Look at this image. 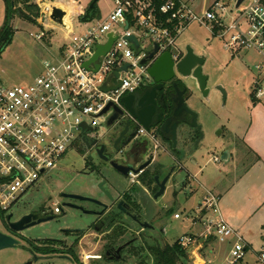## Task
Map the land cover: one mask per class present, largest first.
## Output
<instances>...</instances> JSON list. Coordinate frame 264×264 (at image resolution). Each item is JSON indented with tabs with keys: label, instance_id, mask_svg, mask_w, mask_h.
Returning a JSON list of instances; mask_svg holds the SVG:
<instances>
[{
	"label": "built area",
	"instance_id": "2783aa9c",
	"mask_svg": "<svg viewBox=\"0 0 264 264\" xmlns=\"http://www.w3.org/2000/svg\"><path fill=\"white\" fill-rule=\"evenodd\" d=\"M113 7L104 17L56 25L64 32L56 50L42 59V72L28 85L5 87L0 85V207L7 209L44 175L60 165L63 156L88 131L98 129L113 109L100 115L108 103L129 112L123 97L134 93L150 79L148 68L154 58L169 51L178 59L175 47L180 33L192 23L205 26L220 38L232 53L255 51L262 60L256 65L264 69V0H242L231 16L223 0H112ZM66 13L65 9L62 8ZM230 17L229 23L225 18ZM80 29L75 31L74 22ZM58 24V23H57ZM113 41L96 62L84 66L94 55L98 45ZM135 36L136 48L128 36ZM44 32L35 34L38 40ZM158 46L154 57L145 63L148 51ZM98 64L95 69L94 64ZM124 66H127L125 69ZM118 72V77L111 76ZM111 76L110 79H108ZM107 91L103 85L112 86ZM251 93L264 107V82L253 81ZM141 131H144L141 129ZM215 160L217 158L215 157ZM200 207L212 210L217 216L206 219L204 237L219 241L233 239L229 263L244 257L246 245L240 234L222 217L217 198L207 193ZM55 210H57L55 208ZM174 218H180L174 213ZM196 237L180 236L176 241L185 250L196 246ZM201 264H204L201 263ZM253 264H264V250L257 251Z\"/></svg>",
	"mask_w": 264,
	"mask_h": 264
},
{
	"label": "rangeland",
	"instance_id": "374dc122",
	"mask_svg": "<svg viewBox=\"0 0 264 264\" xmlns=\"http://www.w3.org/2000/svg\"><path fill=\"white\" fill-rule=\"evenodd\" d=\"M23 1L25 0H15L16 9H14L10 27L4 34L2 42L11 33L10 40L5 46L0 47V85L5 87L31 83L43 70L42 59L49 57L50 50H56L61 42L60 38L64 31L49 22L52 7L57 6L65 9L63 22L66 21L65 24H67L72 22L75 17L80 18L88 10L89 4L93 0H27L24 3ZM223 1L228 4L232 16L234 0ZM198 2L201 3V0ZM2 3L4 19L0 29L4 25L6 13L5 0H2ZM112 7V0H97L95 10L86 20L104 17ZM230 19V17L225 18V22L229 23ZM86 20L81 30L86 29ZM56 25L59 24L56 23ZM74 27L75 31L80 29L78 21L74 22ZM42 31L44 36L38 40L35 34ZM186 45H190L196 54L206 59L202 72L208 77L207 87L210 89L207 99H204L193 84L188 82L191 90L189 106L197 112L198 123L201 125L203 133L198 149L192 150V156L197 162H194L193 159H186L185 170L174 175L167 184L163 196L159 198L157 206L164 207L166 211L162 219L164 234L158 235L147 230L140 232L141 240L134 244L139 249V255L125 252L123 257L127 258V261L107 262L106 264H154L148 255L149 245H157L160 248L166 245L171 246L182 235L204 230L203 222L206 219L215 218V214L209 210L207 217L205 216L199 221L202 211L199 202L207 194V190L204 189L206 184H218L219 182L221 184L224 182H234L233 184L237 185L251 184L255 179V171L259 170L258 164L251 165L249 159L246 160L248 151L244 153L243 151L247 147L243 146L239 138L233 137L232 132L241 131L252 105H262L251 98L253 81L259 78L264 82V69L256 68V65L262 60L261 56L253 50L238 51L232 54L220 38L213 36L205 26L198 23L190 24L176 40V49H184ZM217 86H222L225 91L224 96L216 88ZM98 131L102 132V128H98ZM227 150L232 154L228 160H222L221 154H225ZM215 157L218 160H215ZM257 160L259 161V158ZM82 161L81 155L75 151L67 152L59 162L60 165L49 175H43L38 183L22 194L7 209L6 213L14 212V216H18L25 206V201L40 200L44 195H51L52 200H55L56 192H52V189L63 186L66 182L65 171L72 164L79 163L80 165ZM174 213H178L180 218L175 219ZM252 214L254 215V213ZM243 218L242 221H252L251 230L243 234L245 242L253 245L252 247L256 251L264 250V240H261L264 228L256 225L257 216L249 218L246 215ZM245 225L249 226L248 221ZM133 235H137V233L124 234L121 238L119 237L118 243L126 241ZM199 236H195V239L201 240L202 238ZM99 239L93 234L84 237L78 255L85 264L94 263L86 256L103 254L102 243ZM211 240L213 237L209 239V241ZM21 243L22 241L18 239L17 245L0 250V264H26L29 253L19 247ZM144 246H146V250ZM230 246L228 241L221 242L214 239L210 246H206L208 255L204 257L206 264H209V261L212 264H253L254 255L250 250L252 247L246 248L242 259L229 263ZM210 247L214 248L212 253L209 251ZM141 248L143 251H140ZM200 251L203 255V247ZM185 252L186 257L181 258L176 264H195L190 257V248ZM61 264L66 263L62 262Z\"/></svg>",
	"mask_w": 264,
	"mask_h": 264
},
{
	"label": "flooded vegetation",
	"instance_id": "af4514ba",
	"mask_svg": "<svg viewBox=\"0 0 264 264\" xmlns=\"http://www.w3.org/2000/svg\"><path fill=\"white\" fill-rule=\"evenodd\" d=\"M185 53V48L178 49V58ZM174 82L178 88L185 89L183 97L188 106L191 100L188 82L201 96L194 80L176 74L161 89L155 90L149 128L129 113L122 114L110 125L103 122L99 127L102 132L88 129L72 150L81 155L83 161L80 165L72 164L65 171V184L52 189L56 192L55 200L51 195H44L40 200L25 201L19 215L12 218L36 214L35 219L22 225L21 231H13L6 220L9 213H15H4L0 207V231L22 241L19 247L29 253L27 263L85 264L78 253L84 237L90 234L100 238L103 254L86 256L94 261L89 264L127 261L123 253H140L134 245L141 240L140 232L164 234L162 219L166 211L157 206L163 194L156 199L154 196L161 184L165 192L174 175L185 170L186 159H194L192 150L198 149L203 137V133L199 136L197 130L188 125V114L173 115ZM156 86L150 79L133 93L135 113L141 114L150 107L148 97ZM44 218L45 221L37 223ZM127 233L137 235L118 243L119 237ZM126 242L129 244L116 258V248Z\"/></svg>",
	"mask_w": 264,
	"mask_h": 264
},
{
	"label": "water",
	"instance_id": "95a60500",
	"mask_svg": "<svg viewBox=\"0 0 264 264\" xmlns=\"http://www.w3.org/2000/svg\"><path fill=\"white\" fill-rule=\"evenodd\" d=\"M96 1L97 0H93L89 4V7L92 8ZM241 1L242 0H236L235 6L237 7L241 3ZM64 16H65L64 10L61 7H57V6L52 7L51 13L49 14V18L58 24H63ZM81 19H83V17H81ZM108 37H109L108 42L104 45H98L96 52L89 59V61L85 62L84 66L87 67L89 63L96 62L99 56L103 55L108 50L109 46L111 45L113 41V37L111 36V34H108ZM127 39L133 42L134 46L138 48V42L135 36L130 35L127 37ZM157 51H158V46L154 44V47L148 51L147 55L142 59L141 63H145L146 61L152 59ZM185 51H186L185 55L182 58H178L177 60H175L172 57V54L169 51L163 52L154 58L152 64L148 68V74L150 75L151 79H153L154 82L157 83V86L153 87L152 92L148 97L149 101L151 102L150 107H148L145 111H143V113L138 114L134 112L132 108V104L134 100L133 93L127 94L123 97L122 100H123L124 106L127 109V111L135 115V117L138 119L140 124L144 126L145 128H149V118L154 114V97L153 96L155 95V90L161 89L164 83L171 81L174 75L176 74L182 78L190 77L192 80H194L196 83V87L199 90L202 98L207 99L210 89L207 87V83H206L208 77L202 72L204 58L202 56L196 55L190 45L185 46ZM94 66L96 69L98 67V64L96 63L94 64ZM126 67L127 66H124L123 68L125 69ZM111 76L118 77V72L116 71L112 72ZM111 76L108 79H110ZM119 84L120 82L112 86H107L105 84L102 86V89L104 91H107L108 89L114 88ZM173 88L176 93V96L174 98L175 106H174L173 115L178 116L183 113L188 114L190 116L188 125L195 128L199 136H202L201 125L198 123V114L197 112L192 110L186 104L184 100L183 94L185 92V89L178 88L176 82L173 83ZM216 88L222 93L223 96L225 95V91L222 88V86H217ZM110 109H113V112L109 116H107L105 120V123L107 125H110L114 120L118 119L123 114V111L120 108L114 106V104L110 102L102 110L100 115H105ZM81 126L82 128H85L87 130L90 129L86 127L84 123ZM225 155H227V152H225V154L222 155V158H221L222 160L226 159ZM139 169L140 168L134 171L138 172ZM164 189H165V186L161 184V188L155 194L154 199L164 194ZM35 215L36 214L34 213L33 214L29 213V214L22 215L17 219L12 220V218L14 217V214L9 213L6 217V220L8 221L9 226L13 231L19 232L23 229L22 225L25 222H28L31 219H35ZM45 220H46L45 218L39 219L37 223L41 221H45ZM32 224H35V223H32ZM17 243H18V239L14 235L7 234V233L0 231V250L13 247L17 245ZM128 244L129 242H126L122 244L121 246H119L118 248H116V253H118L116 258L120 257L119 255L120 250L124 248L125 246H127ZM106 256H108V252ZM26 264H30V263H26Z\"/></svg>",
	"mask_w": 264,
	"mask_h": 264
},
{
	"label": "crops",
	"instance_id": "0c3cea01",
	"mask_svg": "<svg viewBox=\"0 0 264 264\" xmlns=\"http://www.w3.org/2000/svg\"><path fill=\"white\" fill-rule=\"evenodd\" d=\"M3 19L4 5L2 3V0H0V25ZM63 23H66V21ZM251 107L252 108L248 110V117L244 121L241 131L232 132V135L235 138H239L243 146L247 147V149L243 151V153L248 151L246 152L248 157L246 158V160L249 159L251 165L258 164L259 170L255 171L254 181L251 182V184L241 183L237 185L233 184L234 182H224L222 184L221 182H219L218 184L213 183L206 184V186H204V189L207 190V193H211L217 198V207L219 213L240 234L243 240V234L251 230L250 227L252 224V221L250 220L242 221L244 219V216L247 215L249 218L252 216H257L256 225L264 228V107L263 105H252ZM231 154L232 152L227 150V155H225L226 159L224 160H228ZM258 158L259 161L257 160ZM193 161L197 162L196 159H193ZM205 196H203V198ZM203 198L199 202V205H201ZM200 209L202 211L199 215V221H201L203 217H207L209 213V211L204 208ZM252 213H254V215ZM256 213L258 214L255 215ZM215 217L217 216L215 215ZM247 221L249 223V226L245 225ZM204 233L205 229L189 233L193 236L200 235L202 238L201 240H197V243H199L196 246L189 247L191 253L190 257L195 264H201L203 262L204 264L207 263L204 258L208 256L206 253V246H210L211 242L215 239L211 235L205 238ZM263 234L264 233L261 234L262 241L264 240ZM211 237H213V240L209 241ZM232 241L233 239L228 240L229 245L232 244ZM245 245L246 248L253 246L251 244H247V242H245ZM202 247L204 250L203 255L200 251ZM209 249L210 253H212L214 248L210 247ZM252 249L250 250L253 252V258L255 259L257 251L254 250L253 247ZM209 264L212 263L209 261Z\"/></svg>",
	"mask_w": 264,
	"mask_h": 264
},
{
	"label": "trees",
	"instance_id": "16d2710c",
	"mask_svg": "<svg viewBox=\"0 0 264 264\" xmlns=\"http://www.w3.org/2000/svg\"><path fill=\"white\" fill-rule=\"evenodd\" d=\"M17 1V0H16ZM27 1V0H25ZM23 1V3L25 2ZM6 3V13H5V21L3 27L0 29V47H3L6 45L7 42H9L10 38L9 36L11 33L8 35L7 39H5L3 42L4 34L7 33L10 23H11V18L13 13L15 12L14 9H16L15 5V0H5ZM13 7V8H12ZM95 10V3L92 8L88 7V10L85 12L84 15H82L83 20H86L91 17V12ZM251 98L255 100L253 95L251 94ZM2 212H6L3 210ZM131 250V249H130ZM148 252H149V257L152 258V261L154 264H176L181 258L186 257V250L182 247H180L175 241L171 246L166 245L163 248H160V246H148Z\"/></svg>",
	"mask_w": 264,
	"mask_h": 264
},
{
	"label": "bare ground",
	"instance_id": "6f19581e",
	"mask_svg": "<svg viewBox=\"0 0 264 264\" xmlns=\"http://www.w3.org/2000/svg\"><path fill=\"white\" fill-rule=\"evenodd\" d=\"M63 24H65V23H63Z\"/></svg>",
	"mask_w": 264,
	"mask_h": 264
}]
</instances>
